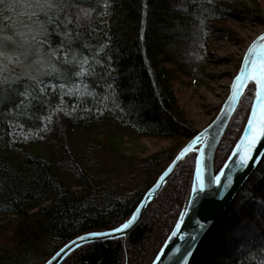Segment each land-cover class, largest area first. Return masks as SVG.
Returning <instances> with one entry per match:
<instances>
[{
  "label": "trees",
  "instance_id": "16d2710c",
  "mask_svg": "<svg viewBox=\"0 0 264 264\" xmlns=\"http://www.w3.org/2000/svg\"><path fill=\"white\" fill-rule=\"evenodd\" d=\"M53 2L47 14L27 16L0 0V13L17 17L4 26L24 32L6 51L18 47L13 58L35 66L33 75L0 74V264H42L74 236L122 223L183 146L178 140L197 134L178 118L174 69L204 82L206 43L217 23L264 26L263 15L241 0ZM65 13L72 17L66 25ZM72 51L69 63L61 53ZM85 57L89 71L77 76L76 61ZM251 101L244 97L231 117L214 172ZM122 135L173 139L175 151L129 156ZM194 158L179 165L125 238L85 244L61 264H150L188 201ZM252 173L190 264H264V155Z\"/></svg>",
  "mask_w": 264,
  "mask_h": 264
},
{
  "label": "water",
  "instance_id": "95a60500",
  "mask_svg": "<svg viewBox=\"0 0 264 264\" xmlns=\"http://www.w3.org/2000/svg\"><path fill=\"white\" fill-rule=\"evenodd\" d=\"M254 43L255 47L250 52L249 49ZM262 62H264V32L252 40L243 53L238 71L233 76L228 87V94L225 101L219 107L218 113L206 127L188 139L185 145L191 142L194 137H197L199 142L193 143L192 148L173 165L172 161L178 156L185 145L177 151L173 159L167 164V167L156 177L155 182L140 198L133 212L125 219L131 218L135 212L136 216L132 224L119 232H112L110 229L113 228H109L102 231H88L77 235L63 243L62 247L46 260L48 264H61L68 255L85 244L125 238L141 222L140 220L145 217L149 208L157 200L158 194L163 190L170 176L178 169L179 165L184 162L189 154H195L188 201L170 229V233L160 246L157 255L150 262V264H190L192 257L204 241V238L212 231V227L222 219L224 212L228 209L236 193L253 174V170L259 165L264 155V135L257 136L255 143L250 148L248 146V141L251 139L254 130L259 127V120L256 117H252V107L254 104L256 105L257 116L261 113V105L257 103L255 82L249 75L243 84L240 85V91L232 87L234 82L238 83L235 81V77L238 74L243 73L246 69L251 70L254 65H259ZM249 93L252 96V101L245 124L230 149L229 155L223 161L218 171L214 172L213 160L216 154L215 151L226 132L225 130L229 125L231 117L237 110L236 108L243 97ZM250 117L256 120L252 125V130H249L248 126V119ZM241 137H245L243 143H241ZM242 153L247 154L245 163H241ZM198 159L200 164L199 176H197ZM217 178H219V183L216 182ZM201 184L203 185V190H201ZM99 232L107 234L101 237L86 235L87 233ZM77 237H83V239L78 240ZM70 241L72 242L71 244H69ZM65 245H68L66 249ZM61 249H64L63 254H60Z\"/></svg>",
  "mask_w": 264,
  "mask_h": 264
},
{
  "label": "rangeland",
  "instance_id": "374dc122",
  "mask_svg": "<svg viewBox=\"0 0 264 264\" xmlns=\"http://www.w3.org/2000/svg\"><path fill=\"white\" fill-rule=\"evenodd\" d=\"M30 2L31 0H10L11 6L16 7V11H19V13L20 10L30 11L27 12V16L28 13L33 12V8L25 7ZM241 2H243V6L260 12L264 20V0H241ZM9 8L11 7H7L8 10ZM16 19L17 17H13L12 14L3 13L2 15L0 13V74L1 72H6L10 76L33 75L35 72L34 65L13 58L14 54L19 57L18 53L20 49L18 47L14 46L11 52L6 51L5 43L15 42V36L17 37L18 35L17 32L20 34L24 32H15V27L9 30L4 26L2 20L13 25L17 22ZM217 24L220 30L216 31L213 34L214 36H211L214 38L208 39L206 43V63L203 72L206 77L204 78V82L182 74L178 69H174L171 76L172 91L175 93L178 104V118L196 131L206 127L211 122L212 116L218 113L219 107L225 101L228 94V87L233 76L238 71L243 53L249 43L264 32V26L260 23L244 24L237 21L225 20ZM165 66L167 69L173 70L175 68L171 64H166ZM244 97L248 99L252 98L250 93ZM122 136L121 145L124 147L125 153L133 157L145 158L161 151L169 150L171 152L175 149L172 144L173 139L152 137L129 138L126 135ZM187 140H178L177 143L180 142L185 145Z\"/></svg>",
  "mask_w": 264,
  "mask_h": 264
},
{
  "label": "snow or ice",
  "instance_id": "6c2138e0",
  "mask_svg": "<svg viewBox=\"0 0 264 264\" xmlns=\"http://www.w3.org/2000/svg\"><path fill=\"white\" fill-rule=\"evenodd\" d=\"M25 7L27 8H33L35 9L34 12L28 13L29 16H35L37 12H42L47 14L48 12L54 10L57 8V3L53 2V0H31L30 3L26 4ZM49 20L51 23H53L54 25H56V28H59V25L56 24V20L52 19L51 16H49ZM72 17L68 16L67 13H65V20L62 21V23H65V25L67 24V22L71 21ZM40 32H46L47 29L45 28H40L38 29ZM69 31H71V29H69ZM64 36H67L68 33H61ZM10 39V38H9ZM72 37L69 36L68 40L71 41ZM58 48L63 49L64 48V43L62 42L61 44L57 45ZM255 47V43L253 44L252 47H250L249 51L251 52ZM49 51L52 53V56H56V51L53 50L52 48H49ZM61 55H63L65 57V60H67V62L71 63L72 60L75 59V52L72 51L71 55H69L68 52H62ZM78 64H80V68L79 71L76 72L75 74L77 76H81L83 73H85L86 71H89V69H86L83 65L88 63V58L85 57L83 59V62L81 63L80 61H76ZM103 63V62H100ZM247 63V61H246ZM54 67V66H53ZM91 67V66H90ZM110 70V69H109ZM251 76V79L255 82V86H256V93H257V103L261 105V113L259 116H257V110H256V105L254 104L252 107V117H256L257 120H259V127H257L254 132L253 135L251 137V139L248 141V146L249 148L255 143L257 136L259 135H264V62L260 63L259 65H254L251 70H245L243 73L238 74L235 77V81H237L238 83L234 82L232 87L233 89H236L237 91H240V85L243 84L244 80L246 78H248V76ZM37 83H40L39 81H37ZM53 88H55V85H52ZM61 87H64L63 85H61ZM109 87H111L109 85ZM40 91L43 92L44 88L41 87ZM71 91V90H70ZM28 93L25 92L23 95H27ZM82 94V93H81ZM256 122V120H254L253 118H249L248 119V126H249V130H252V125ZM245 140V137H241V143H243ZM199 142L197 137H194L193 140L191 142H189L188 144L185 145L184 148L181 149L180 153L178 154V156L172 161V164H176V162L184 156V154L190 150L192 148V144ZM238 147V151H239V145ZM242 158H241V163H245L247 160V154L246 153H242L241 154ZM171 167V166H170ZM199 172H200V164H199V159L197 160V176H199ZM230 179V178H229ZM217 183H219V178H217ZM201 190H203V185L201 184ZM136 216V213L134 212L132 214V217L129 218L128 220H125L123 223H120L119 226L117 228H113L110 229V231L112 232H119L123 229L128 228L134 218ZM107 233H103V232H99V233H87L86 235L88 236H96V237H101L106 235ZM78 240H82L83 237H77ZM72 242L70 241L69 244H71ZM68 247V245H65V249ZM64 249H61L60 254H63ZM45 264H48V262L46 261Z\"/></svg>",
  "mask_w": 264,
  "mask_h": 264
},
{
  "label": "bare ground",
  "instance_id": "6f19581e",
  "mask_svg": "<svg viewBox=\"0 0 264 264\" xmlns=\"http://www.w3.org/2000/svg\"><path fill=\"white\" fill-rule=\"evenodd\" d=\"M97 231H98V230H97ZM101 231H102V230H101ZM87 232H88V231H87ZM79 235H80V234H79ZM74 237H75V236H74ZM60 247H62V246H60ZM53 253H54V252H53ZM53 253H52V254H53ZM65 259H66V258H65ZM65 259H64V260H65ZM43 263H44V262H43ZM43 263H42V264H43Z\"/></svg>",
  "mask_w": 264,
  "mask_h": 264
}]
</instances>
